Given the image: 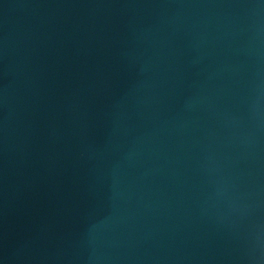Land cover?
Masks as SVG:
<instances>
[{
    "label": "water",
    "instance_id": "water-1",
    "mask_svg": "<svg viewBox=\"0 0 264 264\" xmlns=\"http://www.w3.org/2000/svg\"><path fill=\"white\" fill-rule=\"evenodd\" d=\"M0 264H264V0H0Z\"/></svg>",
    "mask_w": 264,
    "mask_h": 264
}]
</instances>
